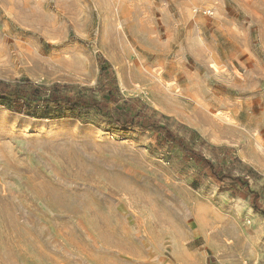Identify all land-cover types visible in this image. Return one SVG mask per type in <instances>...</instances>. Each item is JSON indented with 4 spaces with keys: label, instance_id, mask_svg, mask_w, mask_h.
<instances>
[{
    "label": "rangeland",
    "instance_id": "rangeland-1",
    "mask_svg": "<svg viewBox=\"0 0 264 264\" xmlns=\"http://www.w3.org/2000/svg\"><path fill=\"white\" fill-rule=\"evenodd\" d=\"M101 58L144 117L195 130L239 182L190 186L151 125L0 97V264H264V0H0L1 81L100 99Z\"/></svg>",
    "mask_w": 264,
    "mask_h": 264
},
{
    "label": "trees",
    "instance_id": "trees-1",
    "mask_svg": "<svg viewBox=\"0 0 264 264\" xmlns=\"http://www.w3.org/2000/svg\"><path fill=\"white\" fill-rule=\"evenodd\" d=\"M100 60V80L98 84L100 99L90 95L62 94L60 88H66L69 86L68 84L54 83L49 87H45L40 84L23 81L10 85L8 82L1 80L0 97L10 100V104H7V107L11 111L31 117L48 118L53 114L54 109L61 111L59 116L61 118H78L79 113H84L87 110L103 115L106 111L105 116L112 112L114 123L118 125L125 123L137 125L142 123L144 126L159 127V124L144 117L143 111L136 105L140 103L139 98H124L120 94L117 79L110 63L103 58ZM120 99H122V102H119ZM206 164L210 167L213 166L208 160ZM236 179H239V177Z\"/></svg>",
    "mask_w": 264,
    "mask_h": 264
},
{
    "label": "crops",
    "instance_id": "crops-1",
    "mask_svg": "<svg viewBox=\"0 0 264 264\" xmlns=\"http://www.w3.org/2000/svg\"><path fill=\"white\" fill-rule=\"evenodd\" d=\"M160 125L163 126L165 125V123L160 122ZM153 127L152 128H147V129H143L145 131H155L157 134V142L158 144H160L161 142L164 143L165 147L168 149V155L169 156H173L176 154H179V158L183 159L185 162H188V164H192L193 167V171L194 173L192 174V177L190 178L189 181V185L192 187H197V185L199 186V177L201 175L202 172H206L207 170L209 171V173L216 178L221 184L224 185V183L228 180H230L231 182L233 181H238V180H233L231 177H229L230 174L229 172L225 171L224 168V163L223 162H219L216 161V159L214 160V158H212L210 155H205L202 151H198L197 148H195V146L191 143V139L193 138V136H196V132L195 130H191V133L189 134V137L191 136V139H185L184 137L181 136L182 140L180 139L177 140L178 138L175 137H171V135H167L166 132V128L168 127ZM155 128H157L158 130L156 131ZM170 129V127H168ZM224 149H225V156H224ZM224 149H219V147H212L213 152L216 154V157H222V158H227V162L232 164H235V161H233L234 159L236 161L237 158L235 156H231L230 150H227V148ZM221 153V154H220ZM233 159V160H232ZM210 161L212 163V167H210L208 164H206V161ZM237 163V162H236ZM243 163V161H242ZM241 161L239 162V164H242ZM245 170L247 172H251L250 169V165L247 166L245 165ZM229 173V174H228ZM243 173V172H242ZM242 173L236 174V176H240L242 177ZM242 175V176H241ZM246 176V175H244ZM241 181H245V178L243 177L241 179ZM230 182V183H231ZM239 182V181H238ZM201 184V183H200ZM229 185V184H228ZM254 222L257 221V224L259 223L258 221V216H254ZM254 222H253V226H254ZM258 229H259V236L261 237L262 233H264V225L263 224H258Z\"/></svg>",
    "mask_w": 264,
    "mask_h": 264
},
{
    "label": "bare ground",
    "instance_id": "bare-ground-1",
    "mask_svg": "<svg viewBox=\"0 0 264 264\" xmlns=\"http://www.w3.org/2000/svg\"><path fill=\"white\" fill-rule=\"evenodd\" d=\"M119 74V73H118ZM256 229V228H255Z\"/></svg>",
    "mask_w": 264,
    "mask_h": 264
}]
</instances>
